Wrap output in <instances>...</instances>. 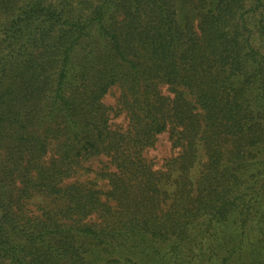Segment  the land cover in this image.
<instances>
[{"label": "trees", "instance_id": "16d2710c", "mask_svg": "<svg viewBox=\"0 0 264 264\" xmlns=\"http://www.w3.org/2000/svg\"><path fill=\"white\" fill-rule=\"evenodd\" d=\"M0 264H264V0H0Z\"/></svg>", "mask_w": 264, "mask_h": 264}, {"label": "rangeland", "instance_id": "374dc122", "mask_svg": "<svg viewBox=\"0 0 264 264\" xmlns=\"http://www.w3.org/2000/svg\"><path fill=\"white\" fill-rule=\"evenodd\" d=\"M106 102L110 105H115L116 95L114 93L109 94L106 98ZM117 120L119 122L124 123L125 117L123 115H121L118 117ZM172 153H173V151L171 149L170 142L168 141L167 134H162L159 136L155 147L148 152V157L153 158L156 161L161 162L163 160V158H167V157L171 156Z\"/></svg>", "mask_w": 264, "mask_h": 264}]
</instances>
